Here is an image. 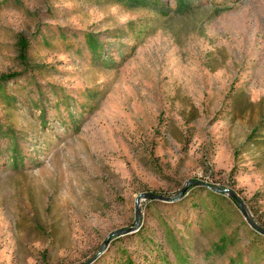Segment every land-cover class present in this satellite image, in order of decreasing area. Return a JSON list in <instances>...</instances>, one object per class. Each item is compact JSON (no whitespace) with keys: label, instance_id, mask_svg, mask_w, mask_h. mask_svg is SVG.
I'll list each match as a JSON object with an SVG mask.
<instances>
[{"label":"rangeland","instance_id":"rangeland-1","mask_svg":"<svg viewBox=\"0 0 264 264\" xmlns=\"http://www.w3.org/2000/svg\"><path fill=\"white\" fill-rule=\"evenodd\" d=\"M261 229L264 0H0V264H264Z\"/></svg>","mask_w":264,"mask_h":264},{"label":"trees","instance_id":"trees-1","mask_svg":"<svg viewBox=\"0 0 264 264\" xmlns=\"http://www.w3.org/2000/svg\"><path fill=\"white\" fill-rule=\"evenodd\" d=\"M19 45H20V55H21V58H23V61H24V60H26L28 58L27 57V49L29 47V41L22 37L19 40ZM12 76H9V77H12ZM125 264H129V263L126 262Z\"/></svg>","mask_w":264,"mask_h":264},{"label":"water","instance_id":"water-1","mask_svg":"<svg viewBox=\"0 0 264 264\" xmlns=\"http://www.w3.org/2000/svg\"><path fill=\"white\" fill-rule=\"evenodd\" d=\"M186 190V188L183 189V192ZM148 196L149 197H152V198H155V199H162V200H165L166 197L164 196H161V195H158V194H155V193H148ZM138 205V204H137ZM241 209L243 210L244 213H246L244 207L241 205ZM137 212H138V209H137ZM261 231L264 233V230L261 229Z\"/></svg>","mask_w":264,"mask_h":264}]
</instances>
